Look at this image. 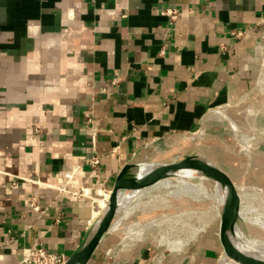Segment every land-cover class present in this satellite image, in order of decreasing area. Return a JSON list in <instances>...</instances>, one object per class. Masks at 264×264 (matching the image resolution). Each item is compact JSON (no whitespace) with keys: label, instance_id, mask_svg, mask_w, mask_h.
<instances>
[{"label":"crops","instance_id":"1","mask_svg":"<svg viewBox=\"0 0 264 264\" xmlns=\"http://www.w3.org/2000/svg\"><path fill=\"white\" fill-rule=\"evenodd\" d=\"M263 73L264 0H0V264L35 245L66 261L128 163L197 143L230 182H264L263 129L206 143L209 114L264 103ZM215 233L172 251L112 232L87 264H218Z\"/></svg>","mask_w":264,"mask_h":264},{"label":"bare ground","instance_id":"2","mask_svg":"<svg viewBox=\"0 0 264 264\" xmlns=\"http://www.w3.org/2000/svg\"><path fill=\"white\" fill-rule=\"evenodd\" d=\"M216 113H219L220 118L222 117L230 124L242 146H249V138L245 135L247 131L237 126L224 111L219 110ZM192 162L206 167H216L208 159L206 160L202 157H197ZM156 168L157 166L143 165L136 178L119 189L117 193L118 216L110 228L111 232H117L135 212L139 210H143V212L147 211L141 206L144 201L147 203L148 200V204H151V202L152 205L153 202L157 204L159 200L162 203L174 204V206L182 209L189 206L184 202L186 198L200 202L211 200L218 209L224 205L239 207L242 219L247 218L249 212L259 210L252 202L247 201V198H249L247 194L240 196L237 193L236 195L235 188L231 190L225 186V183L229 182V175H227V178L223 173L225 175L223 181L217 175L207 170H198L186 164L179 167L173 165L172 169L168 171L170 173L169 178L152 183L149 181V176ZM173 176L174 178H171ZM134 182H139L140 184L135 185L133 184ZM103 207L106 208L104 210L106 212L107 206L104 204ZM250 222L264 229V219L256 217L251 219ZM225 227L227 231L226 249L222 253L218 264H264L263 235L246 229L235 219H230ZM96 230L97 228L91 231L90 237Z\"/></svg>","mask_w":264,"mask_h":264},{"label":"rangeland","instance_id":"3","mask_svg":"<svg viewBox=\"0 0 264 264\" xmlns=\"http://www.w3.org/2000/svg\"><path fill=\"white\" fill-rule=\"evenodd\" d=\"M263 91H264V86H263ZM250 99L251 98L248 97L245 98L244 100L242 99L243 101L241 102L244 101L246 102L248 100L250 101ZM252 101L253 100L251 99V102ZM263 108H264V103L261 105H254L252 109H248V108L246 110L243 109L241 111L236 112L234 120L233 119L232 120L235 122L237 126L241 127L244 130H246V128L250 129L251 131H260L261 129L264 130ZM224 113L226 115H229L226 111H224ZM219 115H220L219 113L214 112L209 114L206 118L207 119L206 124L212 123L213 126L216 125L214 130H218L217 133H213L210 131L211 135L214 134V136L206 137V143L207 141L210 142L212 141L211 143H213V142H217L218 140H224L227 138V136L231 137L233 135L235 139L236 134L233 132V129L231 128L230 124L226 122L225 119H223L222 117L220 118ZM207 133L205 132L206 135ZM203 134L204 132L201 135ZM245 135L248 136L250 140L249 142L250 145L255 143V140L251 138L252 137L251 134L246 133ZM183 140L188 141L191 144H194L197 141V139L189 140L187 135L184 136ZM261 140H262L261 147H264V138L262 137V134H261ZM197 146H199V148ZM203 146L204 145L201 144L198 145L197 143H195L194 144L195 151L191 155L196 157H202L203 159L207 160L208 158L204 156L205 154L203 150L199 151V149H201ZM209 161L212 162L211 160ZM213 164L216 165V167H219L221 171L226 175V177H228L227 174L225 173V169H227L228 167L224 168L221 165H217L215 163ZM234 165L237 164L234 163L232 166ZM259 168L260 166H256V165L247 167L246 172L244 174L245 176L244 181H250L252 179L254 180V182L257 183V185H260L261 184L260 182L264 184L262 179L259 178L258 176L261 173L259 172L260 171ZM171 178H174V176ZM244 181H240V182H244ZM236 188H237L236 191H238L237 193L240 196L246 193H248V196H251L252 193H255L253 192L254 188L252 189L251 187H248L245 184H242L241 187H236ZM261 199L258 197L255 199L249 197L247 198V201L252 202L256 208L262 209L264 208V198ZM148 201L147 203L146 201H144L142 203L143 205L141 206L143 209L145 208V210L147 211L143 212V210L142 211L139 210L135 212L123 224L124 229L117 231V233L120 234L121 232H126L127 235H129L131 238H134L135 240H139L141 239V237L146 239L147 238L153 239L154 243H156L158 247H160L161 249H168L172 251L174 249L178 250L180 247H184L185 245L188 246L189 248L188 251H191L195 248H198L199 245L205 242L211 243L216 238V233H215L216 220L214 219L213 215L209 213V211L207 210L200 211L197 209H193L192 207L189 206L188 208L182 209L179 208L178 206H174V204L171 205L168 203H162V201L159 200L157 201V204H154L153 202L152 205V202L151 204L150 203L148 204ZM223 252L224 250L222 251V253Z\"/></svg>","mask_w":264,"mask_h":264},{"label":"water","instance_id":"4","mask_svg":"<svg viewBox=\"0 0 264 264\" xmlns=\"http://www.w3.org/2000/svg\"><path fill=\"white\" fill-rule=\"evenodd\" d=\"M94 128V122H93ZM96 129H94L95 135ZM262 137L264 138V130L262 131ZM197 158L193 155H182V156H173L171 159L166 160H143L138 161L136 163H128L124 165L118 174L115 177L112 188L109 191L108 199H107V211L101 213L99 217L89 226L87 229L85 236L79 246L74 250V252L70 255V257L65 261L64 264H87L93 255L97 252L99 247L103 244V242L107 239V237L112 233L110 228L117 218V193L119 189L126 185L132 180L136 178L138 172L142 169L143 165L147 166H157L156 170L150 174L149 181L152 183H156L162 179L169 178L170 171L172 166H182L189 165L191 167H195L198 170H207L215 175H217L221 180L224 181L225 175L221 171L219 167L211 168L203 165H199L197 163H193L192 161ZM242 177L237 179V181L226 182L225 186L231 190L234 188V184L240 182ZM133 184L139 185V182H134ZM184 202L192 207L193 209H197L200 211H209L216 220V224L218 227V233L221 240V244L223 250L226 249V239H227V231H226V223L229 222L230 219L237 220L243 227L248 230L257 232L264 236V229L250 222L251 219L256 217H260L264 219V208L259 209L258 211H251L248 213L247 218L242 219L240 217L241 209L234 205L223 206L218 209L215 207V204L211 200L206 201H193L190 199H184ZM97 226V230L90 237V232Z\"/></svg>","mask_w":264,"mask_h":264},{"label":"built area","instance_id":"5","mask_svg":"<svg viewBox=\"0 0 264 264\" xmlns=\"http://www.w3.org/2000/svg\"><path fill=\"white\" fill-rule=\"evenodd\" d=\"M171 21L176 18V13L168 12ZM115 84V81L112 82ZM93 167H96L98 160L93 158L91 161ZM34 210H38V207H33ZM65 260L57 254L48 253L41 246L35 245L33 248L28 249L24 252L23 258L20 264H64Z\"/></svg>","mask_w":264,"mask_h":264}]
</instances>
